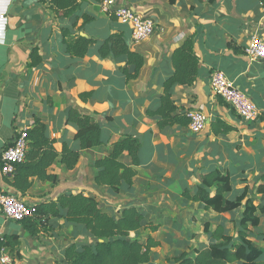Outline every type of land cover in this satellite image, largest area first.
I'll use <instances>...</instances> for the list:
<instances>
[{
    "label": "crops",
    "instance_id": "obj_1",
    "mask_svg": "<svg viewBox=\"0 0 264 264\" xmlns=\"http://www.w3.org/2000/svg\"><path fill=\"white\" fill-rule=\"evenodd\" d=\"M99 2L81 0L78 12L62 17L42 0H0V158L16 133L31 127L35 118L45 123L58 152L64 142L75 148L78 127L66 121L68 107L94 114L102 126L101 144L82 150L73 169H66L56 158L48 169L57 176L55 183L34 176L21 196L9 184L13 175L0 169V188L31 206L64 192L94 196L114 217L123 208L134 206L143 216L136 237L142 243L148 236L158 242L151 249L154 264H175L174 257L181 253L193 256L196 250L216 243L213 233L218 226L223 235L240 241L238 223L245 199L232 210L216 212L203 202L184 197L183 190L193 192L200 184L198 170L218 169L231 177L226 199L235 200L247 189L246 198L264 205V59L250 61L244 53L251 35L264 38V5L259 0H121L139 14L151 16L155 23L151 35L134 40L129 26L106 14ZM83 13L93 18L83 25L81 34L101 41L112 32H124L130 49L143 56L136 77L128 78L124 72L125 55L101 57L95 46L83 57L65 52L61 26L79 25ZM192 34L199 58L198 77L189 85L173 84L170 93L176 113L201 110L206 115L205 125L198 132L189 124L159 128V117L147 110L159 107L163 82L174 72L173 50ZM34 48L43 60L31 66ZM217 69L263 112L259 119L241 118L212 92L209 78ZM133 70L134 65H129L128 72ZM83 92L89 94L82 98ZM215 117L234 129L214 133L211 123ZM125 134L142 143L132 184L122 183L118 191L96 185L98 169L93 162ZM120 159L131 164L126 152ZM210 191L213 194L215 187ZM256 215L258 223L248 224V229L262 250L256 262L264 264V211L258 209ZM49 226L53 236L42 231L32 235L20 221L6 218L0 210V235H17L19 239L14 248L5 246L6 250L0 251V264H65L61 261L63 251L73 239L64 234L73 233L72 227L64 218L50 221Z\"/></svg>",
    "mask_w": 264,
    "mask_h": 264
},
{
    "label": "trees",
    "instance_id": "obj_2",
    "mask_svg": "<svg viewBox=\"0 0 264 264\" xmlns=\"http://www.w3.org/2000/svg\"><path fill=\"white\" fill-rule=\"evenodd\" d=\"M48 2L56 15L69 17L79 11L81 0H42ZM98 1V0H97ZM264 5V0H259ZM81 23L78 25L61 26L62 43L65 52L76 57H83L91 47L95 46L96 52L101 57L108 55L126 56L124 72L128 78L138 75L143 65V56L130 49L124 40V32H112L110 35L97 41L80 33L83 25L93 17L83 13ZM114 17V16H113ZM115 18V17H114ZM116 19V18H115ZM29 65L36 66L42 62V56L37 49L30 53ZM174 72L163 82V93L159 96V107L156 110L148 109L149 115H157L158 126L163 128L173 124L188 125L190 117L176 113V105L171 97L170 88L173 84H192L199 74V58L194 50V34L185 38L173 50L171 57ZM134 65L132 73L128 66ZM89 92L80 93L85 98ZM107 121L111 120L106 118ZM66 121L75 123L78 127L74 138L78 142L75 148L63 143L61 152L54 147V139L48 137L45 123L35 118L31 127L27 129L28 145L24 160L14 165L13 178L9 184L23 196L30 188L31 178L36 176L41 180L51 183L57 181V176L49 172V167L59 157V161L66 169H73L79 159L80 153L86 148L101 144L102 126L94 114H85L75 107L66 109ZM214 133H226L234 127L221 117H215L211 123ZM142 143L138 137L125 134L120 139L110 144V150L93 162L98 169L94 175V182L98 186H108L115 191L119 190L122 183L131 185L136 174L135 166L139 164V154ZM126 152L131 164L124 163L120 156ZM200 184L193 192L189 188L183 190L184 197L203 202L207 208L216 212L232 210L242 205L244 208L238 223V236L236 241L229 235H223V228L218 226L213 235L218 240L208 247L198 249L193 256L181 253L174 257L175 264H258L256 259L261 254V249L254 244V239L249 234L248 224L256 225L259 217L256 211H264V205H255L251 198H246L247 189L237 196L235 200H228L224 194L230 190L231 177L229 173L218 169L197 171ZM211 187L215 191L211 194ZM64 218L68 223L78 226L81 232L89 233L96 238L95 244L70 242L63 251L62 262L65 264H154L151 249L158 242L148 236L144 243L140 242L135 232L141 228L142 214L134 206L120 210L118 217L104 210L94 196L82 192H64L55 199L39 202L33 206L32 216L20 220L21 225L30 234H36L49 222ZM50 227V226H49ZM150 227H152L150 225ZM153 226L152 228H155ZM209 224H205V230ZM19 244L17 235H4L0 239V247L14 248Z\"/></svg>",
    "mask_w": 264,
    "mask_h": 264
},
{
    "label": "built area",
    "instance_id": "obj_3",
    "mask_svg": "<svg viewBox=\"0 0 264 264\" xmlns=\"http://www.w3.org/2000/svg\"><path fill=\"white\" fill-rule=\"evenodd\" d=\"M103 11L114 16L119 22L129 26L134 40H142L151 35L155 23L151 16L142 15L123 4L121 0H100ZM264 7V6H263ZM3 18V15H0ZM245 55L251 60L264 59V38L253 34L244 47ZM212 92L234 109L237 115L245 120L259 119L263 112L254 104L250 97L240 90L222 70H214L209 78ZM190 117L189 127L198 132L203 129L206 115L201 110L187 113ZM28 145L27 128L20 129L12 143L1 154L0 169L6 175H13L14 165L24 160ZM0 210L3 215L14 221H20L32 216L33 206L29 205L15 193L0 188ZM2 236L0 235V239ZM6 250L5 246L0 251Z\"/></svg>",
    "mask_w": 264,
    "mask_h": 264
},
{
    "label": "rangeland",
    "instance_id": "obj_4",
    "mask_svg": "<svg viewBox=\"0 0 264 264\" xmlns=\"http://www.w3.org/2000/svg\"><path fill=\"white\" fill-rule=\"evenodd\" d=\"M68 225H70L72 227L71 231L73 233H70V231L69 232H65L64 235H66L65 237L67 239H73L74 243H77L78 246H82L83 243L95 244L96 238H92V236L89 233L81 232V230L78 228V226L73 225L72 223H68ZM51 229H50V227L48 225H45L44 227H41V229L39 231H42V233H46V235L53 236V234L49 233L51 231ZM73 241L71 240V242H73ZM56 253L57 252L55 251L54 255H57ZM54 257H55V262H56V259L58 257L57 256H54Z\"/></svg>",
    "mask_w": 264,
    "mask_h": 264
}]
</instances>
